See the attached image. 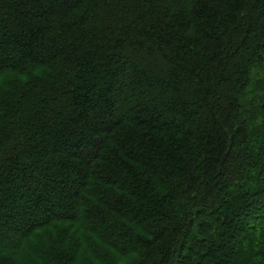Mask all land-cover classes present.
<instances>
[{
  "label": "trees",
  "instance_id": "1",
  "mask_svg": "<svg viewBox=\"0 0 264 264\" xmlns=\"http://www.w3.org/2000/svg\"><path fill=\"white\" fill-rule=\"evenodd\" d=\"M0 264H264V0H0Z\"/></svg>",
  "mask_w": 264,
  "mask_h": 264
}]
</instances>
